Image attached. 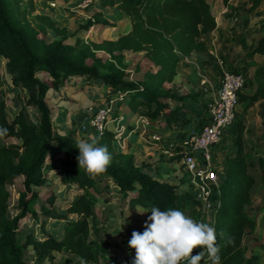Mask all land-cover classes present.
<instances>
[{
  "label": "trees",
  "instance_id": "obj_1",
  "mask_svg": "<svg viewBox=\"0 0 264 264\" xmlns=\"http://www.w3.org/2000/svg\"><path fill=\"white\" fill-rule=\"evenodd\" d=\"M222 2L226 8L236 10L228 0ZM248 2V10L253 11L261 0ZM115 5L129 18L127 33L92 44L75 38L69 44L65 28H59L47 14H33L32 0H0V59L5 60V70L11 74L14 87L34 89L13 114L8 113L5 100L0 98V264H29L25 254L28 247L35 260L54 261L55 253L63 252L76 257L80 264H103L100 258L104 252L103 242L90 236L89 226L97 200L92 191L98 194L100 183L111 191L114 189L121 198H127L130 208L139 206L150 210L155 206L162 211L177 208L175 184L158 180L147 169L148 164H137L133 154L116 149L113 130L106 128L96 133L97 146L107 147L111 162L103 174L90 178L83 169L79 170L78 142L59 134L53 127L48 91L64 88L69 77L96 80L104 87L126 92L124 101L133 113L150 119L163 116L166 127H176L180 121L183 110L179 102L187 97L196 98V93H179L166 83L174 79L183 58L192 52L209 49V33L216 22L207 0H97L99 8ZM102 15L99 10L93 12L79 27L86 32L96 25L110 26L106 19L100 20ZM29 16L35 25L27 20ZM259 30L260 36L247 52L249 65L254 64V55L264 54V23ZM98 50L107 56L96 54ZM125 52H143L152 62L153 67L144 71L140 82L129 79L124 64ZM40 75H46L48 81ZM258 99H264V79L254 90L243 91L239 101L247 103ZM206 103L207 100L201 105L206 106ZM28 105L37 111L36 122L26 118ZM186 121L181 122L184 125ZM83 125L91 128L88 117ZM260 128L264 136V116ZM243 133L244 125L239 124L235 149L227 151L221 160L225 178L220 184L216 196L219 204L214 210L218 264H257L256 255L246 256L242 239L246 230L252 232L256 227L255 219L245 211V206L257 182L252 171L257 172L259 183L264 187V156L245 149ZM179 158L177 152L172 156L175 161ZM51 175L62 185H76L79 190L58 212L52 209L58 194L49 188L41 190ZM181 179L185 181V176ZM16 180L20 181L14 204L16 212L9 216L11 191L8 182ZM186 196L191 198L189 192ZM26 217L37 221L40 236L32 232L20 236L21 222ZM47 218L66 224L60 236L45 228ZM228 237L233 238V243L226 245ZM200 251L202 248L196 247L192 254ZM70 262L71 258L66 257L62 264ZM108 262L126 264L125 260L113 255L108 257ZM200 263L211 264V260L205 255Z\"/></svg>",
  "mask_w": 264,
  "mask_h": 264
},
{
  "label": "rangeland",
  "instance_id": "obj_2",
  "mask_svg": "<svg viewBox=\"0 0 264 264\" xmlns=\"http://www.w3.org/2000/svg\"><path fill=\"white\" fill-rule=\"evenodd\" d=\"M228 2L232 4L236 10L229 9L228 12L231 14L228 15L229 19H224L223 24H220L217 29H215V27L210 31L213 34L208 37L209 48L213 49L217 56L223 60L225 67L230 69L235 68L245 74L248 84L245 90L249 92L254 90L257 84L264 79V54L254 55L253 65H249L250 63L247 58L249 46L255 42L261 34L259 29L264 23V0H261L259 6L253 11L248 10L250 6L248 0H228ZM32 3L35 6V12L33 14L44 13L51 18L53 16L52 19L55 20L57 26L66 29L69 35L66 42L69 44H72L75 38H80L83 42L88 44L99 42L103 38L114 39L126 31L124 23H121L119 26L111 24L108 27L96 25L86 32L79 27L89 19L93 12L97 11V0H32ZM62 7H64L66 12L69 10L70 12H64L62 16H60L59 13H53V11ZM214 9L216 10L217 8L214 7ZM27 20L32 25H35L31 16H29ZM110 20H116V17L111 15ZM41 44L44 43L41 41ZM96 54L107 56L106 53L100 50L96 51ZM124 64L125 69L129 71V79H133L137 82L142 80V75L146 69L153 67L152 62L144 57L143 52H125ZM191 64L192 67L188 68L187 71L192 69L195 72L194 74L193 72H185L187 75L184 78L186 82L181 81L183 84L179 89L181 90L179 93H196L197 96L196 98L187 97L182 100L181 105L183 109L185 107V111L180 113V121L177 122L178 125L176 124V127L173 125L166 127L164 125L163 116L157 119L147 118L149 121L147 125H143L140 121L138 123H132L135 120V116L138 118L142 114H131L130 112H121L124 114L127 121L122 119L120 123L125 126V131L122 134L124 140L128 137L129 133H135L136 135L133 143L135 162L137 164H148L149 170L155 178L175 184L177 193L176 209H180L194 221L208 224L206 218H201V213L193 204L192 199L186 196L188 186L186 179L185 181L181 179L183 176L182 167L168 154L169 150H166L168 144L166 142H156L150 139V136L154 133L166 135L169 139L179 136L183 128H186L190 124V121H186L187 118L197 114L200 106H202L201 102H205L207 99L206 96L208 95V90L211 85L210 82H213L212 84L214 85V81L217 82L216 79L220 77L219 67L214 56L205 57V59L199 61L193 60ZM189 74L192 75V78H189ZM199 74H201V78L197 79L196 76ZM10 76L11 74L6 73L5 70V60L1 58L0 96L7 98L5 99L6 104L8 103L10 106L17 109L24 105L27 96L29 93L33 92L34 89H14L10 85ZM40 78L48 81L46 75H40ZM202 79L206 81L205 84L201 83ZM48 92H50L48 103L49 105L53 104L51 106L52 108H54V105L55 108H58L56 107L57 104L62 103L61 106L66 110V114L71 113L72 117L70 116L67 118L68 122L66 124L68 127V135L71 136L69 138L78 140V142H91L89 137L93 138V135H96V132L92 128L88 127L87 130H82L80 125L83 121H86L85 118L89 117L91 111L96 108V104H101L98 103L101 101L96 102V100L92 98L96 96L97 99H111L117 94L116 90L107 91V89L96 80L90 82L88 79L79 78L68 79L65 82L64 89L62 88V90L56 91L59 95H55L53 89H49ZM85 93L86 96L84 95ZM88 100H90V102ZM172 104L177 103L173 102ZM125 105L127 106L126 101H116L117 107L121 106L124 108ZM9 110L8 113L12 114ZM25 111L28 120L34 121L35 114L37 113L34 107L28 105ZM118 111L119 110H116L115 112ZM237 113L235 123L224 136L225 151L227 152L235 149V135L239 124H243L245 149L252 150L253 154L264 156V136H261L260 128V121L264 116V99H258L247 103L240 101ZM58 114L59 113H56V111L53 113L55 124H59ZM182 120L186 121L183 127L181 123ZM107 128L114 130L115 125L109 123ZM130 130L132 131L128 132ZM122 142L120 144L125 147L127 144L126 140L124 143ZM118 145V141H115V148H118ZM252 173L256 176L257 182L253 189L251 199L245 206V211L255 219L256 227L252 232L249 230L245 231L242 244L246 249V256L252 254L256 255L257 264H264V187L259 183L257 172L252 171ZM49 178L50 180L46 184V188L53 189L56 193L58 192L60 194L52 207L53 211L58 212L64 209L66 201L72 199L77 194L78 189L75 185L62 187L52 175L49 176ZM109 183L111 184V181H109ZM97 186L98 194L92 191L97 197V200L93 206V213L89 217V226L90 236L102 240L103 242L104 252L100 256L101 262L103 264H110L108 262V257L113 255L119 256L125 260L126 264H131L135 256V250L130 249L127 242L131 238V234L134 230L139 232L144 231L145 221L151 213H140L139 211L146 210L139 206L130 208L127 198H121L114 189H112V191L107 189L103 183ZM8 187L11 191L8 214L12 216L15 214L14 204L17 190L20 187V181H10L8 182ZM48 222L54 223V226L58 223L57 221L54 222L53 219H49ZM148 222L150 223V221ZM20 230V236H24L27 232L38 235L41 231L37 221L29 217L22 219ZM57 230L58 228L55 227L54 233H56ZM195 249L196 248H194V250ZM25 254L28 257L29 264H62L66 257L71 258L70 264H80L76 257L66 253L56 254L54 261H49L47 258L35 260L32 256L33 251L30 247L27 248Z\"/></svg>",
  "mask_w": 264,
  "mask_h": 264
},
{
  "label": "built area",
  "instance_id": "obj_3",
  "mask_svg": "<svg viewBox=\"0 0 264 264\" xmlns=\"http://www.w3.org/2000/svg\"><path fill=\"white\" fill-rule=\"evenodd\" d=\"M208 54L216 58L220 77L216 85H210L209 90L207 89L206 106H200L198 113L189 118L190 124L176 138L169 139L166 135L154 133L150 139L166 142V150H169L170 156H174L176 152L180 155L177 162L182 167L193 204L201 213V218H206L208 225L214 228V210L219 204L216 196L225 178L221 163L226 153L224 136L236 121L240 94L246 91L247 77L239 70L225 67L223 60L213 49ZM201 83L205 84L206 81L201 80ZM125 96L126 92L117 91L115 97L90 113L88 123L96 133L113 123L115 140H124L122 134L125 126L120 123L124 115H117L115 111L116 101L123 102ZM138 120L143 125L149 123L143 116H139ZM81 128L87 129L84 125Z\"/></svg>",
  "mask_w": 264,
  "mask_h": 264
},
{
  "label": "clouds",
  "instance_id": "obj_4",
  "mask_svg": "<svg viewBox=\"0 0 264 264\" xmlns=\"http://www.w3.org/2000/svg\"><path fill=\"white\" fill-rule=\"evenodd\" d=\"M76 145L79 153L76 157L79 170L83 169L90 178L103 174L111 162V154L106 146H96L97 140L89 137ZM144 224V231H133L128 247L135 250L131 264H200L207 255L211 264H218L220 257L216 244L215 230L210 225L194 221L183 211L176 208L160 210L151 207ZM148 221H151L149 223ZM233 243L228 237L225 244ZM202 248L196 255L193 249Z\"/></svg>",
  "mask_w": 264,
  "mask_h": 264
},
{
  "label": "crops",
  "instance_id": "obj_5",
  "mask_svg": "<svg viewBox=\"0 0 264 264\" xmlns=\"http://www.w3.org/2000/svg\"><path fill=\"white\" fill-rule=\"evenodd\" d=\"M207 2L209 3V5H210V10H211V13L214 15V17H215V22H216V28L215 29H217V27L220 25V24H223V22H224V19H229V16L228 15H231L228 11H229V9L228 8H226L225 6H224V4H223V2H222V0H207ZM68 7H69V5H68ZM72 7V6H71ZM214 7H216L217 9L215 10L214 9ZM71 9H73V8H71ZM58 12H57V11ZM55 11H53V13L55 12V13H59V15L60 16H62V15H64V12H66V10L64 9V7H62V8H58V9H56ZM96 10H99V11H101L102 12V16L100 17L101 18V20H107L108 22H110L111 24H115V26H119L121 23H124L125 24V32L123 33V34H125V33H127L128 31H129V29H130V21H129V18L126 16V14L123 12V11H121L120 9H118L117 7H116V5L115 6H112V7H101V8H99L98 6H97V9ZM73 11V10H72ZM67 12H70V10L69 11H67ZM66 12V13H67ZM66 15V14H65ZM111 15L112 16H114V17H116V20H110L111 19ZM52 18H53V16H52ZM55 19V18H54ZM211 34H213V33H209V36L211 35ZM117 37H115L114 39H116ZM113 39V38H112ZM210 50V48L206 51V52H192L189 56H186L185 58H183V60L181 61V63L179 64V66H178V69H177V74H176V76L174 77V79L171 81V82H169V83H166V85L167 86H170V87H172L175 91H177V92H180L181 90H179L180 88H181V86H182V82L181 81H183V82H186V79H184L187 75H186V73L185 72H193V74H194V72L195 71H193L192 69H189L190 71H187L188 70V68H190V67H192V61L193 60H201V59H205V57H211L209 54H208V51ZM197 72H200V71H197ZM203 72V71H202ZM185 73V74H184ZM189 76V78H192V75H188ZM201 74H199V75H197L196 77H197V79H200L201 77ZM70 78H75V79H83L82 77H69L68 79H70ZM67 79V80H68ZM66 80V81H67ZM203 80V79H202ZM217 80V82L216 81H214V85H216L217 83H218V79H216ZM65 81V82H66ZM82 81V80H81ZM11 82V81H10ZM213 83V82H212ZM211 82H210V84L212 85V86H214L213 84H212ZM190 84V83H189ZM10 85H11V87H13L14 89H18V87H14L11 83H10ZM192 86V85H191ZM194 86V85H193ZM106 89H107V91H110V90H113L112 88H110V87H105ZM64 89V88H63ZM60 90H62V89H60ZM54 91V90H53ZM85 92H87V91H85ZM54 93H55V95L57 94V92L56 91H54ZM50 95V92H48V96ZM57 95H59V94H57ZM78 95V94H77ZM85 96H86V93L84 94ZM0 98H2V99H7V98H5V97H1L0 96ZM92 99H95L96 100V102H98V101H101V102H98V103H101V104H96V106L95 107H98V106H100V105H104L105 103H107V101L109 100L108 98H96V96H94ZM48 100V99H47ZM6 101V100H5ZM67 101V100H66ZM89 102H90V100H88ZM49 104V103H48ZM61 104L62 103H58L57 104V106L56 107H58V108H55V105H54V108H52L51 106L53 105V104H50L49 106H50V108H51V112H52V119H53V123H54V118H53V113L56 111V113H59L58 114V116H59V124H55L54 123V125H53V127L56 129V131H58V133L59 134H61V135H65V136H68V137H71V136H69L68 134V127L66 126V124H67V122H68V117H72V115H71V113H68V114H66V110H64V108H62V106H61ZM67 104H70V103H67ZM178 104H180V106L182 107V110L183 111H185V107H184V109H183V106L181 105L182 103H178ZM91 107V106H90ZM9 108H10V110H9ZM6 109H8L9 111H11L12 112V114L17 110L16 108H14V107H12V106H10L8 103L6 104ZM57 109H60V110H57ZM122 109V110H121ZM7 110V111H8ZM116 110H119L118 112H115L117 115H119V114H123V113H126V112H130L131 114H139V113H133L129 108H128V106H126L125 105V107L123 108V107H116ZM26 112V111H25ZM36 112V111H35ZM121 112H123V113H121ZM9 114H11V113H9ZM66 114V116L64 117V115ZM25 115H26V118H27V120H28V117H27V114L25 113ZM67 115H69V116H67ZM124 115V114H123ZM138 116V115H137ZM141 116H143V117H146V116H144V115H141ZM146 118H148V117H146ZM190 117H188V119H189ZM37 119H38V114L36 113L35 114V118H34V121H31V122H36L37 121ZM86 119V118H85ZM127 119H128V117H127ZM135 120L132 122V123H138L139 122V120H138V118L135 116V118H134ZM150 119V118H149ZM123 120H126L125 119V117H124V119ZM28 121H30V120H28ZM127 121V120H126ZM56 122V121H55ZM58 122V121H57ZM83 123H84V121L80 124L81 126L83 125ZM182 123V122H181ZM177 125H178V123H177ZM182 126H184L183 125V123H182ZM132 130H130V131H128V132H131ZM89 136H91V135H89ZM135 133H129L128 134V137L127 138H125V140H126V142H127V144L125 145V147L124 146H122L120 143L122 142V141H120V142H118V148H116V149H119V150H121V151H123V152H129V153H131V154H133V156L135 157V154H134V152H133V143H134V140H135ZM93 138L94 139H96V135L94 136L93 135ZM75 140V139H74ZM125 140H123L124 142H125ZM76 142H78V140H75ZM124 142H122V143H124ZM132 145V146H131ZM134 160H135V158H134ZM149 166V165H148ZM147 169L149 170V167H147ZM150 171V170H149ZM47 172L49 173V174H53V171H51V170H47ZM151 172V171H150ZM152 173V172H151ZM154 176V175H153ZM155 177V176H154ZM55 179H57L56 177H55ZM48 181L50 180V178L48 177V179H47ZM158 180H161V179H158ZM48 181H47V183H48ZM57 181H58V183L60 184V185H62L60 182H59V180L57 179ZM70 186H72V185H62V187H70ZM76 186V185H75ZM77 188V187H76ZM46 189V186L45 187H42L41 188V190H45ZM56 192V191H55ZM79 193V190H78V192H77V194ZM57 194H58V196L60 195L58 192H57ZM76 194V195H77ZM75 195V196H76ZM74 196V197H75ZM73 197V198H74ZM72 198V199H73ZM72 199H70V200H72ZM67 201H69V200H67ZM66 201V202H67ZM60 211V210H59ZM61 211H62V209H61ZM16 212V211H15ZM14 215V214H13ZM69 216H71V217H77V215H74V214H69ZM49 219H53V218H47L46 219V225H45V228L48 230V231H50L53 235H55V236H60L63 232H64V230L66 229V224L65 223H62V221L61 220H57V219H53L54 220V222H58L57 223V225L56 226H54L55 224L53 223H51V222H48L49 221ZM55 227H57L58 228V230H59V232H58V230H57V232L56 233H54V229H55ZM27 233H30V232H27ZM27 233H25V235L27 234ZM40 233H41V231H40ZM40 233L38 234V235H35V236H40ZM61 253H63V252H61ZM56 254H60V252H56L55 253V255ZM67 254V253H66ZM33 256V255H32ZM34 258V257H33Z\"/></svg>",
  "mask_w": 264,
  "mask_h": 264
}]
</instances>
